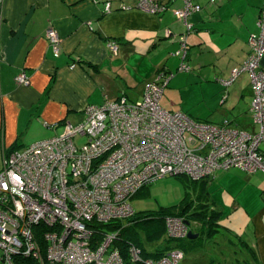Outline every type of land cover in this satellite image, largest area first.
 <instances>
[{"label": "crops", "instance_id": "0c3cea01", "mask_svg": "<svg viewBox=\"0 0 264 264\" xmlns=\"http://www.w3.org/2000/svg\"><path fill=\"white\" fill-rule=\"evenodd\" d=\"M193 1L203 9L189 18L194 31L187 33L171 12L150 15L138 10L135 0H4L0 171L24 141L42 140L47 131L61 135L57 132L67 123L83 121L88 105L116 102L122 96L141 100L146 85L163 71L172 76L169 95L198 100L194 113L182 103L172 108L176 112L213 125L229 119L234 128L256 131L250 111L251 75L241 74L228 88L222 83L248 60L249 40L258 34L264 0ZM174 6L180 8L182 3ZM49 29L61 39L59 56L46 38ZM184 40L191 70L180 73ZM21 74L29 78L30 86L16 82ZM167 107L172 106H163L174 113ZM204 185L205 190L201 186L198 190L206 207L199 211L214 218L217 231L221 220H230L232 225L225 230L242 246L246 260L264 264V173L235 169L215 174ZM232 213L237 216L232 218ZM192 225L198 232L194 234L206 230L196 220Z\"/></svg>", "mask_w": 264, "mask_h": 264}, {"label": "built area", "instance_id": "2783aa9c", "mask_svg": "<svg viewBox=\"0 0 264 264\" xmlns=\"http://www.w3.org/2000/svg\"><path fill=\"white\" fill-rule=\"evenodd\" d=\"M135 1L138 10L150 15L171 12L187 33L194 31L189 18L202 10L193 0ZM177 1L182 7L174 6ZM3 4L0 0V15ZM106 7L110 10L109 3ZM257 26L248 60L222 83L228 88L241 74L251 75L256 131L233 128L229 120L213 125L168 112L161 101L172 76L164 71L146 85L139 101L122 96L88 105L80 123H67L63 134L5 159L0 171V264H180L184 253L178 248L152 259L127 243L126 261L116 244L128 221L136 219L131 201L154 181L184 176L198 182L233 168L264 173V6ZM46 38L59 56L58 33L49 29ZM184 43L179 72H190ZM16 82L31 84L25 74ZM81 137L86 141L78 147ZM165 226L172 240H186L191 231L182 217H167Z\"/></svg>", "mask_w": 264, "mask_h": 264}, {"label": "rangeland", "instance_id": "374dc122", "mask_svg": "<svg viewBox=\"0 0 264 264\" xmlns=\"http://www.w3.org/2000/svg\"><path fill=\"white\" fill-rule=\"evenodd\" d=\"M186 65H188L187 62ZM179 66H181V64ZM167 89L165 91V97H163L161 101L162 107L164 105L172 106L171 108H167L170 109V111L176 112L177 109L172 108L182 103V105L184 104V109L194 113L195 102L197 100L196 98L190 97L183 101L180 95H169V90ZM209 103L213 105L214 100H210ZM192 116L197 117L195 114ZM236 120L239 121V118ZM63 131L64 130L60 129L57 133L62 134ZM53 136H55L53 131H47L42 140H36V142L49 139ZM85 141L86 138H77L76 144L78 147H81L83 144H85ZM36 142L24 141L23 146L18 150L20 152H25L27 147ZM231 170H235V168ZM218 173H222V171L216 172V175H218ZM244 173L246 174V172ZM199 185V183L197 184L187 181V179L182 176L166 177L154 181L150 185L146 186L136 197H134L131 203L137 215L152 214L162 209L177 207L180 206L184 201H187L188 203L194 202V204L197 206L200 201L198 190ZM226 209L230 210L231 212V209L228 205L226 206ZM231 216L232 218H235L237 213H232ZM221 224L223 225L222 228H218L219 231L214 233L210 238L203 233L201 234L200 238L196 240V244L194 245H190L189 241H186L185 243L182 242L184 245L182 251L185 255V259L180 264H254V262L246 260L247 258L244 257L245 253L242 246L232 239L230 233L225 230L226 228L229 229V226L232 225V222L230 220H221ZM190 229L191 231L198 233L192 224L190 225ZM164 237L167 238L166 234ZM1 255L2 250L0 249V257Z\"/></svg>", "mask_w": 264, "mask_h": 264}, {"label": "trees", "instance_id": "16d2710c", "mask_svg": "<svg viewBox=\"0 0 264 264\" xmlns=\"http://www.w3.org/2000/svg\"><path fill=\"white\" fill-rule=\"evenodd\" d=\"M185 178L187 179V181H190L192 183H197V184L199 183L200 184L199 186H201V190L205 188V185H204L205 182L208 179H210V178H207V179L195 182V181L190 180L187 177ZM200 195H199L200 201H199V204L196 206V208H194L195 207L194 202L188 203L187 201H184L180 206L172 207L170 209H162L152 214H141V215L136 214L137 215L136 219L128 221V224L123 229L121 233L122 241L116 244L117 247L122 249V253H123L125 260L128 261L127 246H126L127 243H131L139 247L142 250L143 256L145 258H152V259L160 258L161 256H163L165 253H167L168 251L172 249L178 248L180 250H183L184 245L182 244V242L185 243L186 241L187 242L189 241L190 243L192 242L196 243L195 240L197 239L195 240H188V239L172 240L168 237L167 238L164 237L165 234L167 236V230L165 226V219L167 217L185 218L186 221L189 223V226L193 223L194 220H196L198 223L201 224V226L206 228V230H204L201 234L204 233L209 238L214 233H216L217 230L215 227H217V224H215L214 218H209L207 216L206 211H199L200 209L206 207L204 206V204H201L203 198ZM114 227L115 226L106 227V230H112L114 229ZM201 234L199 235L198 238H200Z\"/></svg>", "mask_w": 264, "mask_h": 264}, {"label": "water", "instance_id": "95a60500", "mask_svg": "<svg viewBox=\"0 0 264 264\" xmlns=\"http://www.w3.org/2000/svg\"><path fill=\"white\" fill-rule=\"evenodd\" d=\"M187 224L189 225V223L187 222ZM199 237V235L198 234H194L193 232H189V236H188V238L190 239V240H195V239H197Z\"/></svg>", "mask_w": 264, "mask_h": 264}, {"label": "clouds", "instance_id": "9594fccd", "mask_svg": "<svg viewBox=\"0 0 264 264\" xmlns=\"http://www.w3.org/2000/svg\"><path fill=\"white\" fill-rule=\"evenodd\" d=\"M190 227V226H189ZM192 232V231H191Z\"/></svg>", "mask_w": 264, "mask_h": 264}]
</instances>
